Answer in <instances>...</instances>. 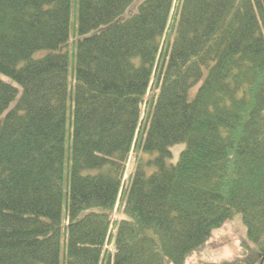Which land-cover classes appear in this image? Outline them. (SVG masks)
I'll return each mask as SVG.
<instances>
[{"label": "trees", "instance_id": "16d2710c", "mask_svg": "<svg viewBox=\"0 0 264 264\" xmlns=\"http://www.w3.org/2000/svg\"><path fill=\"white\" fill-rule=\"evenodd\" d=\"M235 216L199 264H264V0H0V264H187Z\"/></svg>", "mask_w": 264, "mask_h": 264}, {"label": "rangeland", "instance_id": "374dc122", "mask_svg": "<svg viewBox=\"0 0 264 264\" xmlns=\"http://www.w3.org/2000/svg\"><path fill=\"white\" fill-rule=\"evenodd\" d=\"M75 4L73 7L72 13V25H75ZM183 145V144H181ZM174 146L173 158L172 161L176 162L179 157V152L182 146ZM142 157V152L134 147L130 160L126 164L125 178L127 179L133 172L138 159ZM121 197H119L116 206L114 207L111 214V229L109 238L105 244L104 250L106 252H115V245L113 244V235L116 231L114 227L116 221L120 218H123L126 214L124 213L125 209L121 203ZM246 236L245 225L242 223L239 216L226 221L221 227L214 229L210 239L207 243L200 249L194 251L187 259V264H199L201 262H210V263H221L229 260H233L240 256L243 247L244 237ZM108 261V260H106ZM104 261V262H106Z\"/></svg>", "mask_w": 264, "mask_h": 264}]
</instances>
